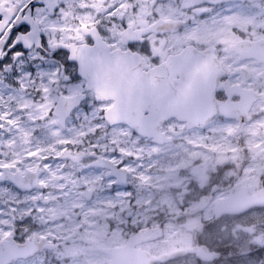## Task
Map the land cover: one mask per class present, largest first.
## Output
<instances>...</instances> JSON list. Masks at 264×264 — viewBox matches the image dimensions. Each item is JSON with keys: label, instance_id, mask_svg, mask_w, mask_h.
<instances>
[{"label": "snow or ice", "instance_id": "6c2138e0", "mask_svg": "<svg viewBox=\"0 0 264 264\" xmlns=\"http://www.w3.org/2000/svg\"><path fill=\"white\" fill-rule=\"evenodd\" d=\"M0 264H264V0H0Z\"/></svg>", "mask_w": 264, "mask_h": 264}]
</instances>
